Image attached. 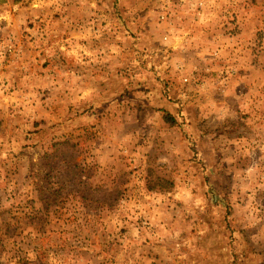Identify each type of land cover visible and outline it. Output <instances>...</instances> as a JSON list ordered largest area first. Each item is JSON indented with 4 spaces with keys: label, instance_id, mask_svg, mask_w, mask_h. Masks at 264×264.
<instances>
[{
    "label": "rangeland",
    "instance_id": "1",
    "mask_svg": "<svg viewBox=\"0 0 264 264\" xmlns=\"http://www.w3.org/2000/svg\"><path fill=\"white\" fill-rule=\"evenodd\" d=\"M0 264H264V0H0Z\"/></svg>",
    "mask_w": 264,
    "mask_h": 264
}]
</instances>
